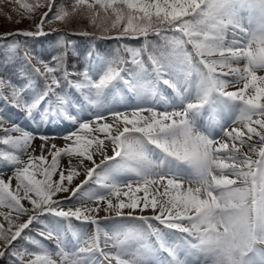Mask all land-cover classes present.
Masks as SVG:
<instances>
[{
    "label": "snow or ice",
    "instance_id": "snow-or-ice-1",
    "mask_svg": "<svg viewBox=\"0 0 264 264\" xmlns=\"http://www.w3.org/2000/svg\"><path fill=\"white\" fill-rule=\"evenodd\" d=\"M0 16L30 22L0 33V264H264V0H0ZM71 35L143 42L81 69ZM65 121L49 144L40 129Z\"/></svg>",
    "mask_w": 264,
    "mask_h": 264
},
{
    "label": "rangeland",
    "instance_id": "rangeland-1",
    "mask_svg": "<svg viewBox=\"0 0 264 264\" xmlns=\"http://www.w3.org/2000/svg\"><path fill=\"white\" fill-rule=\"evenodd\" d=\"M86 25V22L84 23ZM30 26V22L25 20L23 23H19V24H16V23H10L7 19H5L3 16H0V33H5V32H9V31H12L13 29H16V28H19V29H28ZM86 30L87 28L90 29L91 27L90 26H85ZM92 29V28H91ZM46 31H49L50 28H46L45 29ZM90 31V30H89ZM50 36H55L56 38V34L53 33L52 35ZM50 36H44V37H40L39 38V42L36 43L34 45V51L37 55L41 56V54H43L45 52V45L47 43L46 39H49ZM90 37V36H88ZM229 39L231 38L230 36L228 37ZM42 40H45L44 43L42 42ZM84 42V39L82 40ZM86 43L88 42V45H91L90 40H86L85 41ZM117 44L115 45V48L118 46V43L121 44V43H127L129 46H132V47H139V46H133L131 45V42H129V40H126V41H115ZM4 42L3 41H0V45H2ZM93 51V48L91 46V52ZM96 53V52H94ZM88 54L87 53L84 57H83V67L85 66L86 62H87V59H88ZM102 55V54H101ZM259 75H264V72H259L258 73ZM229 90H235V88H232L230 87ZM170 91V90H169ZM131 102H134V100L131 98L130 95H124L123 96V99H121V96L120 95H117L115 97V99H110V103H114V104H119V105H122L124 103H131ZM9 113H14L13 115V120H15L16 122H18L19 124H21L22 126H24L26 129L28 130H32L34 131L35 129L33 128V126H31L30 124L26 123L23 119H20V116L21 114L19 112H17V110L15 109H10L9 110ZM206 121L205 120H201L200 123H205ZM10 126V125H8ZM70 127V125L68 124L67 121H65L64 123H59L57 122L56 124H48L44 127H42L40 129V131L44 132L45 134H47L48 136L50 137H53L52 139H50L48 141L49 144H56L57 146H60L62 147L64 144H65V141L61 138L62 135L64 133L67 132L68 128ZM42 142L37 138L36 140L33 141V146L34 147H37L41 144ZM0 147H3V146H0ZM36 155H39V152L35 153ZM111 154V153H109ZM50 159V158H49ZM8 175H11L10 172H6L5 173V178H7ZM84 177L83 175L81 177H79L75 182H79V180H82ZM85 187H88L87 185H85ZM137 195H140V194H137ZM146 215H150V211L146 212L145 213ZM101 216L104 215V213H100ZM74 226L75 227H81V225H79V223H75L73 222ZM95 230V227L94 226H87V232L89 235H91ZM33 235H36V233H33ZM69 237H70V234H69ZM42 239V242L49 246V247H52L54 248L55 247V244L53 243V241H50V240H45L43 238Z\"/></svg>",
    "mask_w": 264,
    "mask_h": 264
},
{
    "label": "trees",
    "instance_id": "trees-1",
    "mask_svg": "<svg viewBox=\"0 0 264 264\" xmlns=\"http://www.w3.org/2000/svg\"><path fill=\"white\" fill-rule=\"evenodd\" d=\"M86 25L84 23H80L77 25L73 26V31H78L80 28L85 27ZM89 31H92V29H88ZM73 41L75 42L74 46H75V52L70 51L69 55H68V63H69V67L75 66L77 68H83V63H82V58L83 56L89 52V47L85 44H82L80 42V40L82 39L81 36L78 35H71L70 36ZM93 44H94V50L97 52H103V53H107L110 54L113 52V41L110 39H99L95 36H93ZM79 42H76V41ZM132 42H136V41H132ZM54 39L52 38L49 43H48V47L46 49V53L47 54H43L41 58L44 59H49V54H56V50L54 48ZM126 56V54H125Z\"/></svg>",
    "mask_w": 264,
    "mask_h": 264
}]
</instances>
